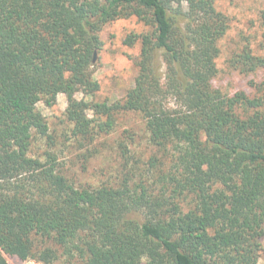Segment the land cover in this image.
Wrapping results in <instances>:
<instances>
[{
	"label": "trees",
	"instance_id": "1",
	"mask_svg": "<svg viewBox=\"0 0 264 264\" xmlns=\"http://www.w3.org/2000/svg\"><path fill=\"white\" fill-rule=\"evenodd\" d=\"M217 2L0 0V264H259L264 88H216L230 28ZM131 18L147 29L125 40L140 43L134 87L97 101L102 32ZM229 63L264 71L250 47ZM60 94L85 142L110 135L120 115L141 117L154 152L145 168L126 164L113 185L81 188L54 154L32 155L52 135L38 105L52 108ZM135 141L120 143L128 163Z\"/></svg>",
	"mask_w": 264,
	"mask_h": 264
},
{
	"label": "rangeland",
	"instance_id": "2",
	"mask_svg": "<svg viewBox=\"0 0 264 264\" xmlns=\"http://www.w3.org/2000/svg\"><path fill=\"white\" fill-rule=\"evenodd\" d=\"M217 7L228 16L230 28L220 44L222 51L217 60L219 75L215 86L226 95L243 90L252 96L258 95L259 89L264 88V71L243 75L230 66L229 60L245 47H250L254 54L264 55V0H218ZM146 30L136 18L119 20L104 28V46L97 54L94 68V76L101 85L97 101L121 100L134 87L138 74L136 61L140 43L129 47L125 40L132 33L141 34ZM83 97L82 94L77 96L78 99ZM67 105L65 94L59 95L58 104L52 108L43 103L38 105L47 119L52 135L51 139L35 140L32 155L45 159L47 153L54 154L63 174L81 188L113 185L123 177L126 164L134 165V162L139 161V165L145 168L154 152L141 117L136 114L118 116L115 130L110 135L98 136L94 143H90L74 135L73 125L66 117ZM128 134L136 137L134 146H130L131 156L135 160L132 159L129 163L123 157L120 147ZM262 243L264 246V239ZM6 258L9 264H37L22 262L16 257ZM142 264H147V261L144 260ZM259 264H264V251Z\"/></svg>",
	"mask_w": 264,
	"mask_h": 264
},
{
	"label": "water",
	"instance_id": "3",
	"mask_svg": "<svg viewBox=\"0 0 264 264\" xmlns=\"http://www.w3.org/2000/svg\"><path fill=\"white\" fill-rule=\"evenodd\" d=\"M95 60H96V58H95Z\"/></svg>",
	"mask_w": 264,
	"mask_h": 264
}]
</instances>
